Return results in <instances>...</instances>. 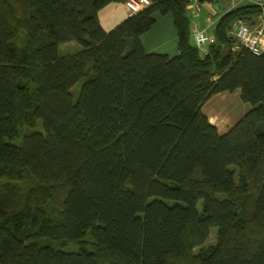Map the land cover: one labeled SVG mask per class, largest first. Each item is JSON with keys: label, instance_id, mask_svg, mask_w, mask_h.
<instances>
[{"label": "trees", "instance_id": "trees-1", "mask_svg": "<svg viewBox=\"0 0 264 264\" xmlns=\"http://www.w3.org/2000/svg\"><path fill=\"white\" fill-rule=\"evenodd\" d=\"M121 1L0 0V264H264V51L228 34L264 8L223 13L202 54L189 0L105 30ZM169 13L179 53L148 52ZM238 89L221 133L204 106Z\"/></svg>", "mask_w": 264, "mask_h": 264}, {"label": "crops", "instance_id": "crops-1", "mask_svg": "<svg viewBox=\"0 0 264 264\" xmlns=\"http://www.w3.org/2000/svg\"><path fill=\"white\" fill-rule=\"evenodd\" d=\"M248 3L251 2L231 0L229 1V4L227 3V11ZM221 9L222 8L219 7V0H199L197 6H195V2L193 1L189 5V12L192 17L193 33L196 26H205L209 19L213 20L216 24L220 16L225 13V11H223L219 14L218 11ZM130 15L131 14L127 10L123 1L113 2L99 12V19L104 29L109 31ZM210 30H212V28ZM192 39L195 43L194 35ZM141 40L143 46L148 52L165 53L170 56L175 53H179L178 33L174 24L173 15L169 13L159 18L153 28L142 35ZM215 40L213 42H215ZM209 44L199 47L202 54L207 53Z\"/></svg>", "mask_w": 264, "mask_h": 264}, {"label": "rangeland", "instance_id": "rangeland-1", "mask_svg": "<svg viewBox=\"0 0 264 264\" xmlns=\"http://www.w3.org/2000/svg\"><path fill=\"white\" fill-rule=\"evenodd\" d=\"M224 0H219V7L222 8L218 13H222L223 11H227V4H224ZM229 4V3H228ZM161 18V16H159ZM214 26V25H213ZM213 26L211 27L213 30ZM214 31V30H213ZM22 37H19L16 40L18 48H22L24 42ZM82 49V46L76 42H66L59 45V55L67 56L73 53H76ZM175 53L171 56L177 55ZM80 89V84H77L73 90L76 92ZM218 98V99H217ZM217 99V100H216ZM226 103V104H225ZM224 104L225 108H228L229 111H234V113H230L221 109L219 105ZM252 105L250 103H246L241 98L240 90H236L234 92H221L214 95L204 106L205 113L209 116L210 121L214 123L220 132L228 131L250 108ZM37 130L42 129V121L39 120L36 126L34 127ZM5 179L0 180V208L5 205V201L2 196V185L6 183ZM90 235H87L85 241H90ZM217 240L216 229L212 230L211 236L208 241L204 244V246H209L215 244ZM199 248L196 250L198 251Z\"/></svg>", "mask_w": 264, "mask_h": 264}, {"label": "built area", "instance_id": "built-area-1", "mask_svg": "<svg viewBox=\"0 0 264 264\" xmlns=\"http://www.w3.org/2000/svg\"><path fill=\"white\" fill-rule=\"evenodd\" d=\"M197 6L199 0H194ZM225 4L231 0H224ZM234 1V0H233ZM260 5L264 8V0H243ZM152 3L151 0H125V5L130 14L136 13ZM264 11V10H263ZM214 21L209 19L205 26H196L194 29V40L198 47L205 46L215 40L210 33ZM252 28L246 22L237 20L232 23L231 30L237 35L241 45L250 49L255 54H261L264 51V12L261 14V21Z\"/></svg>", "mask_w": 264, "mask_h": 264}, {"label": "bare ground", "instance_id": "bare-ground-1", "mask_svg": "<svg viewBox=\"0 0 264 264\" xmlns=\"http://www.w3.org/2000/svg\"><path fill=\"white\" fill-rule=\"evenodd\" d=\"M152 1V0H151ZM194 0H189V5L193 2ZM124 2V5H125V0L123 1ZM195 2V1H194ZM152 4V3H151ZM150 4V5H151ZM126 6V5H125ZM237 20H241V21H244V22H246L249 26H251L252 28H256L257 26H253V25H256V24H258L260 21H261V15L258 17V18H254V19H246V18H237ZM234 21H236V20H234ZM210 31V33L214 36V38H216L215 37V34H214V31L213 30H209ZM228 34L231 36V37H233V38H235L236 40H237V42L239 43V41H238V37H237V35L235 34V32H233L231 29L230 30H228ZM218 99V98H217ZM216 99V100H217ZM226 104V103H225ZM220 107H221V109H223L224 108V110H226V111H229V109L228 108H225V106H224V104H222V105H219ZM230 113H234V111H229ZM208 118H209V116H208ZM209 120H210V118H209ZM211 122V121H210ZM212 123V122H211ZM237 123V122H236ZM235 123V124H236ZM212 124H214V123H212ZM234 124V125H235ZM215 125V124H214ZM233 125V126H234ZM232 126V127H233ZM218 128V127H217ZM224 132H226V131H224ZM224 132H221V133H224Z\"/></svg>", "mask_w": 264, "mask_h": 264}]
</instances>
